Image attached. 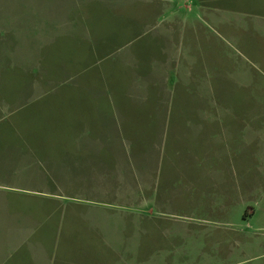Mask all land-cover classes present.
<instances>
[{"label": "rangeland", "instance_id": "374dc122", "mask_svg": "<svg viewBox=\"0 0 264 264\" xmlns=\"http://www.w3.org/2000/svg\"><path fill=\"white\" fill-rule=\"evenodd\" d=\"M140 1L100 8L105 22L129 25L96 69L110 78L115 60L113 92L129 101L105 102V131L80 127L67 162L40 165L64 196L33 238L49 240V264H264V67L253 58L264 37L243 38V17L195 4L183 24L141 34L139 18L161 1L146 12Z\"/></svg>", "mask_w": 264, "mask_h": 264}, {"label": "crops", "instance_id": "0c3cea01", "mask_svg": "<svg viewBox=\"0 0 264 264\" xmlns=\"http://www.w3.org/2000/svg\"><path fill=\"white\" fill-rule=\"evenodd\" d=\"M53 1L60 7H48ZM135 1L139 0H0V264L50 263L49 240L33 238L31 227L55 213L58 197L64 195L47 183L40 165L54 166L61 156L67 162L65 149L80 127L97 135L105 131V102L119 109L128 103L129 98L113 92L119 86L115 60L107 64L110 78L96 69L104 70L97 63L109 54L105 50L112 47L111 39L129 25L105 22L100 8L112 11ZM158 1L154 15L146 12L151 1H140L146 6V14L139 18L141 34L174 19L183 24L195 4L198 10L221 9L243 17V38L264 37V0ZM89 5L95 7L89 10ZM253 58L264 67V50ZM107 84L112 90L108 98ZM52 133L64 140L52 143ZM61 181L65 190L71 185L66 168ZM55 221L43 227L53 229ZM45 232L41 230V236Z\"/></svg>", "mask_w": 264, "mask_h": 264}]
</instances>
